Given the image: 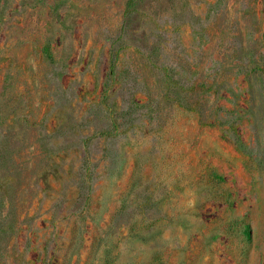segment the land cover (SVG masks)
Wrapping results in <instances>:
<instances>
[{"label":"rangeland","instance_id":"374dc122","mask_svg":"<svg viewBox=\"0 0 264 264\" xmlns=\"http://www.w3.org/2000/svg\"><path fill=\"white\" fill-rule=\"evenodd\" d=\"M130 1L0 0V264H264V0Z\"/></svg>","mask_w":264,"mask_h":264},{"label":"trees","instance_id":"16d2710c","mask_svg":"<svg viewBox=\"0 0 264 264\" xmlns=\"http://www.w3.org/2000/svg\"><path fill=\"white\" fill-rule=\"evenodd\" d=\"M133 3H134V0H131V1H130L129 8L132 6ZM247 234H248V233H247Z\"/></svg>","mask_w":264,"mask_h":264}]
</instances>
